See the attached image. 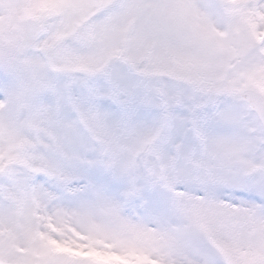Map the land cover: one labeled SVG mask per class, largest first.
Returning a JSON list of instances; mask_svg holds the SVG:
<instances>
[{
  "label": "snow or ice",
  "instance_id": "6c2138e0",
  "mask_svg": "<svg viewBox=\"0 0 264 264\" xmlns=\"http://www.w3.org/2000/svg\"><path fill=\"white\" fill-rule=\"evenodd\" d=\"M0 264H264V0H0Z\"/></svg>",
  "mask_w": 264,
  "mask_h": 264
}]
</instances>
